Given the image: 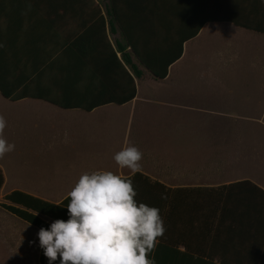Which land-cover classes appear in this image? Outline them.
<instances>
[{
	"label": "crops",
	"instance_id": "obj_1",
	"mask_svg": "<svg viewBox=\"0 0 264 264\" xmlns=\"http://www.w3.org/2000/svg\"><path fill=\"white\" fill-rule=\"evenodd\" d=\"M239 19L264 22V0H0V83L35 95L0 92L4 138L15 145L0 159V264H49L40 228L3 208L25 209L6 195L59 204L85 172L129 177L113 159L126 144L143 153L138 173L150 180L226 197L195 211L206 222L189 243L198 264H264L263 218L248 213L258 205L244 201V187L223 188L250 181L264 190V33L231 22ZM186 37L163 78L131 47L163 49L166 59ZM125 71L135 94L118 104L131 93Z\"/></svg>",
	"mask_w": 264,
	"mask_h": 264
},
{
	"label": "clouds",
	"instance_id": "obj_2",
	"mask_svg": "<svg viewBox=\"0 0 264 264\" xmlns=\"http://www.w3.org/2000/svg\"><path fill=\"white\" fill-rule=\"evenodd\" d=\"M0 115V159L15 149L4 138ZM143 153L126 144L113 156L120 169L142 171ZM69 219L41 228L40 247L49 264H154L149 259L166 231L160 210L135 199L132 180L111 171L83 173L68 192Z\"/></svg>",
	"mask_w": 264,
	"mask_h": 264
},
{
	"label": "trees",
	"instance_id": "obj_3",
	"mask_svg": "<svg viewBox=\"0 0 264 264\" xmlns=\"http://www.w3.org/2000/svg\"><path fill=\"white\" fill-rule=\"evenodd\" d=\"M231 22L236 26L264 33L263 21L257 19H239ZM197 30L198 28L193 31L191 36H194ZM188 38L190 37L182 39V41H180L177 45V51L171 57L166 59V53L163 49L152 53H145L133 45H131V47L140 64L148 68L155 77L163 78L167 73L168 66L181 55L182 43ZM124 39L129 41V38L126 36H124ZM128 57L129 56L127 55L125 62H128ZM132 72L137 77L141 76V71L136 68L135 65H132ZM125 73L130 79L131 93L126 101H119L117 102L118 104L127 102L132 99L135 94L133 77L129 72L125 71ZM6 87V85L0 83L1 94L10 100H18L24 97H35L33 93H29L27 91L18 92L16 87H12L13 90L8 88L6 89ZM51 102L63 108L78 107V103L74 101H67L64 98H56ZM127 178L132 180L134 190L137 192L135 199L138 203H145L150 207H156L160 210V215L163 219L166 230L171 227L178 226L179 223H183L186 229L185 235L181 237H177L176 235L173 237H171V235L168 236L165 231L164 235L158 238L159 243L157 244L155 250L149 254V259L154 260V264H198L197 260H199L200 257L195 255L196 253H194L192 246L189 243L192 242L194 227H201L206 224V222L202 221L198 215H195V211L199 207H209V201L210 203H213L214 207L217 209L220 202L223 203L226 201V197H197L193 194L194 189L169 188L158 181L150 180L141 173H136L134 176L131 175ZM2 183L3 175L0 170V188ZM230 187H244V201L258 205L251 206L252 209H250L248 213L260 214L264 222V190L250 181H241L224 186L223 188L228 189ZM5 199L11 203L21 205L25 209H20L12 205L1 204L3 208L32 225L39 227L40 229H50V225L38 218L35 214L28 212V209L51 217L54 220L59 219L67 221L69 219L67 210V205L70 202L69 197L64 199L59 204H53L19 191H13L6 195ZM216 217H213L214 220ZM213 223L215 224L216 222ZM180 245L183 246L182 251L178 249V246ZM43 264L46 263L43 261Z\"/></svg>",
	"mask_w": 264,
	"mask_h": 264
},
{
	"label": "rangeland",
	"instance_id": "obj_4",
	"mask_svg": "<svg viewBox=\"0 0 264 264\" xmlns=\"http://www.w3.org/2000/svg\"><path fill=\"white\" fill-rule=\"evenodd\" d=\"M263 171H264V165L262 164L260 167V172H263Z\"/></svg>",
	"mask_w": 264,
	"mask_h": 264
}]
</instances>
